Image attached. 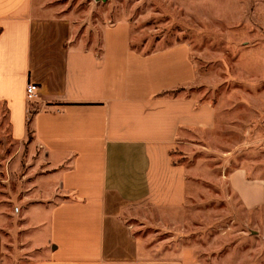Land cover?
<instances>
[{"label":"crops","instance_id":"obj_1","mask_svg":"<svg viewBox=\"0 0 264 264\" xmlns=\"http://www.w3.org/2000/svg\"><path fill=\"white\" fill-rule=\"evenodd\" d=\"M47 4L0 0V105L18 146L9 165L17 174L25 165L19 196L0 198V264L15 259L18 245L24 264H202L185 250L159 257L126 219L145 207L175 214L191 197L172 153L211 129L215 113L191 91L187 46L137 51L124 24L104 29L97 43L73 39L53 29ZM30 82L39 89L31 111ZM242 177L227 179L255 208L264 183Z\"/></svg>","mask_w":264,"mask_h":264},{"label":"rangeland","instance_id":"obj_2","mask_svg":"<svg viewBox=\"0 0 264 264\" xmlns=\"http://www.w3.org/2000/svg\"><path fill=\"white\" fill-rule=\"evenodd\" d=\"M47 6L53 29L73 39L97 43L104 29L124 24L129 46L137 51L187 46L196 73L191 91L215 113L211 129L192 132L172 153L186 168L191 197L175 214L137 208L127 223L145 248L163 249L155 251L159 257L185 250L202 264H264V199L247 209L227 179L241 171L242 178L264 183V0H48ZM8 126L0 105L5 204L19 196L25 172L23 159L18 174L9 165L18 146ZM11 206L7 224L14 227L19 220ZM14 250L15 259L7 257L5 264H24L17 261L19 245Z\"/></svg>","mask_w":264,"mask_h":264},{"label":"built area","instance_id":"obj_3","mask_svg":"<svg viewBox=\"0 0 264 264\" xmlns=\"http://www.w3.org/2000/svg\"><path fill=\"white\" fill-rule=\"evenodd\" d=\"M38 90L39 89L36 84L31 83V82L27 84L26 89H25V94H26L27 102L29 104L34 102Z\"/></svg>","mask_w":264,"mask_h":264}]
</instances>
